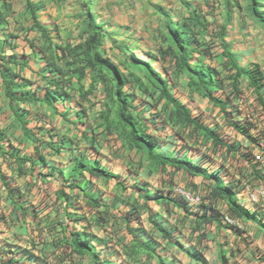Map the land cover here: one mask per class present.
Wrapping results in <instances>:
<instances>
[{
	"label": "rangeland",
	"instance_id": "1",
	"mask_svg": "<svg viewBox=\"0 0 264 264\" xmlns=\"http://www.w3.org/2000/svg\"><path fill=\"white\" fill-rule=\"evenodd\" d=\"M90 0H85V2H88ZM97 1L100 0H92L93 6L98 5ZM185 2L192 1L194 2L198 9L199 14L204 17L205 23L210 25V28L212 29L210 33L206 32L205 30H198L197 24H194V37L198 42H200L199 47L201 44H205L206 42L210 43L209 50L211 52V56H200L197 50L191 51V46L188 45L186 47V51H183L182 53L178 54L176 57L170 58L169 55H166L165 59L160 60H154L150 59L146 56H141L145 61L148 62V64L151 66V70H159L161 74L165 77L167 80V83L170 87H174L175 92L182 96H186L187 90H189L188 83L189 81V75L187 72V68L184 65V61L189 57L190 52L194 55H197L201 57V60H191L189 63L192 65V67H201L203 66V62L210 64L215 69H219L220 72H222V66L221 62L223 61V48L221 46V40L219 37L223 34V29L225 32V37L229 39V42L232 43V46H235L237 55L238 52L245 53L242 54V59L246 60L248 62L249 60H253L255 57H261L262 51H264V25L261 24L258 21V18L256 16H252L248 13L246 7H247V0H231V7H230V14H231V21L228 23L226 18V1L227 0H212V3L206 4L205 0H184ZM183 0H170L164 3L165 7H169V9L172 10V13L175 17H183L188 16V8L187 5L184 4ZM44 6H42V9L39 10V17L42 23H44L46 30L58 41L59 45L67 46L68 44H73L76 41L80 39V27L83 25V9H82V0H43ZM256 4L259 6V13L264 15V0H257ZM239 5V6H238ZM142 11L144 13H140V17L146 18V22H140V27L146 26V28H143L145 32L148 33V40L150 41L149 46H144L145 49H148L147 52L152 53L153 56H156L157 53L156 47L162 46L165 47V44H162L160 37L157 36V28L162 25V15L157 10H154L152 12L148 11V8H143ZM136 14L133 13L129 15L132 17L131 20H129V23H127V27L133 29V32L138 28V25L135 23L136 20ZM0 17H4L5 21V30L10 35L7 37V40L4 44V52L1 51L2 49V40H4V35L0 32V65L3 67L4 64L7 62L6 58L9 56L10 53H13L15 57H13L16 62H7L10 66L16 67L18 64L16 59V55L20 59L23 55V57H30V55L33 54L34 57H42L47 53L49 55L51 53L50 50L46 48V45L48 44V40L44 39L42 36V32L39 30V33L34 31V27L32 26V21L30 19L29 13L25 9V0H0ZM132 23V25H130ZM135 35H139L137 33H134ZM111 35H116V38L111 39ZM121 34H113L111 32H108L106 35V38L103 42V47L105 49V52L107 56L115 63L116 67L119 69V72L128 78L131 79L129 72H135L134 74L140 78V80L144 81L148 91L143 92L139 88H134L133 94H130V97L132 99H137L144 103L143 106V113L150 115V112L153 111L157 114L162 113L161 111V105L165 102L164 99H161L160 101L156 100L158 96V91H156L154 94L150 95V91L152 90L154 86V79L155 76H153L151 73L147 71L146 68L139 67L137 62H134V52L137 49V44L133 41H129L128 36H132V32L130 34L125 35L126 40H122L119 37ZM142 36H145L142 34ZM123 43H127L132 47V50L129 51V53H125V50L122 49ZM28 44L30 45V49L28 47ZM32 46L34 47L35 51H33ZM203 47V46H202ZM45 51V52H42ZM32 56V57H33ZM3 57V58H2ZM45 57V56H44ZM61 58V55H54L53 59L59 63L58 59ZM30 59V58H29ZM46 60V58H44ZM261 65L264 67V60H259ZM223 76V72H222ZM107 80L105 83H102L100 81L93 82L91 85V82L89 80V76L87 75L82 80L83 85V92L81 97L80 104L84 106L85 113L87 117V121L90 125V130L92 134H97L96 139H98L97 144L100 147L101 152L98 155L97 158L104 159L106 161L112 162L114 165H117L116 172L121 167L122 169L127 172V174L130 176L132 174L130 182L133 183V177L139 178L141 181L147 183L150 186L157 185V178L153 174L148 173V169L146 168V163L142 162L143 158H140L137 154L134 155V160L129 161V156L133 157L134 152H129L130 150L122 149L120 145V141L116 136V130L114 128V122L116 121L117 113L115 112V101L111 102L109 101L108 94L112 97L115 89L117 87V81L115 77L112 75H107ZM74 80V79H73ZM75 81V80H74ZM245 83L243 81L240 84L239 90H241L242 85ZM209 84V83H207ZM191 85H193L195 88L198 86V80L195 78L194 82H191ZM217 85H221L224 89L225 94L229 96L227 101H231L235 99L234 92L232 91L230 77L225 76L223 77V81ZM247 86V85H246ZM45 87V82L41 83V88ZM200 87L196 88L199 89ZM248 88V86H247ZM125 89V86L123 87ZM71 94L73 96H76L78 94L77 90H71ZM5 90L3 89V85L1 84V78H0V103L4 104L3 108L5 112V119H7V113L8 111H12L11 108L7 110V104L10 103V100L12 98L5 96ZM246 95L249 96V93L246 92ZM188 97V96H187ZM10 99V100H8ZM188 99L194 103L195 105H198L200 109H204L202 112L204 115H202L203 120H210L209 117L212 116V120L216 121V123L222 127L223 131L225 130H231L229 125L223 120V115L216 113L213 109H209L208 106L206 107V104L204 103L205 99L200 94L192 93L189 95ZM7 100L9 102H7ZM14 100V99H13ZM250 98L247 99L245 97V107L244 110L247 114L250 115V118L252 120L257 119V125L261 128L263 135H264V114L261 106L258 103H255L252 106V109L249 107ZM15 101V100H14ZM57 105V108L61 109V112H57L58 114H47L45 119L49 122L51 127V120L55 119L57 115L62 118L61 121H56L55 124H59L61 128L67 127V131H72V125L71 121L67 122L64 109L58 102H55ZM111 105L109 109L108 106ZM229 105H232V101L229 103ZM229 106V107H230ZM42 108L41 112L42 114H45L46 112H43V109L46 107L40 106ZM53 107L49 106L46 109L48 111H52ZM74 111V110H73ZM72 111V113H73ZM107 111L109 114V118H103V113ZM227 111H230L229 109ZM240 111V110H238ZM61 113V115H60ZM252 113V115H251ZM243 114V113H241ZM51 115V116H50ZM163 115V114H161ZM255 115V116H254ZM8 120V119H7ZM209 122V121H207ZM252 124H255V122H250ZM99 124V125H98ZM6 125V124H5ZM98 126H104L109 127L110 129L107 130L106 133H103L102 135L99 134ZM175 129L178 131V136L182 137L183 142H178L179 145L183 148L184 146L191 147L193 149V142H196V138L194 134H190V132L186 131L184 127H180L178 125L175 126ZM197 129H201L197 127ZM99 134V135H98ZM193 140V142H192ZM263 145H264V137H263ZM204 141V138H203ZM9 147H13L14 151L18 153V147L19 142L16 141V138L11 137L8 141ZM16 145V146H13ZM206 144V142H205ZM200 146L203 145V143L199 144ZM199 147V146H198ZM201 149V147H199ZM201 151L205 154V156L209 155L211 158L214 159L217 163H223V157L220 155V153H212L209 148H203ZM4 154L6 155L7 152L4 151ZM46 158L54 157L50 155H46ZM11 164L10 160H8ZM224 163L227 165V168L230 169V165L224 161ZM3 164H6L3 162ZM8 173V171H5ZM41 178L40 180H34L30 178L31 184H26V181L29 179V174L27 173L25 176L27 177H16V174L13 170V173H8V175H11V178H14L15 184L12 186H15L20 189V193L27 197L30 201H34L35 205L38 206V208L42 209L44 208L46 203H50L52 201V197L50 196L52 193V189L50 188L49 184L52 187V178L49 175L50 172L46 170L45 172H41ZM44 174H48L47 176ZM179 173L176 175L178 176ZM175 176V177H176ZM199 178V177H198ZM176 180V181H174ZM164 178L163 181H161L162 184L165 185V187H168L170 182H173V184H182L187 185L188 187L193 188L195 185L198 184L201 186V181L192 182L188 178L184 177H177L174 178ZM91 181L93 182V185H95V193L97 195V199L99 201L98 205L102 209L110 203L111 199H114V196L117 197H124L129 202H131L132 197L134 194H128L130 191V188L128 187L127 190H125L126 195H122L121 192L124 191V187H121L120 185H115L114 180H110L106 182H102L100 180H97L96 178H91ZM174 185V186H175ZM163 186V185H162ZM42 188V191H41ZM22 189V191H21ZM167 189V188H165ZM194 189V188H193ZM117 192V193H116ZM34 196V199H33ZM112 196V197H111ZM206 199V198H205ZM139 203H142V199H139ZM29 203V202H28ZM80 203V202H79ZM208 203V202H207ZM33 204V203H31ZM58 205V203H56ZM137 205V203H136ZM9 207L3 206L4 210V216L5 221L12 225L13 220L15 219L14 215L11 213L12 207L8 204ZM82 211L85 213L86 216H89V213L87 212L88 209L85 207V204L82 206ZM158 209V208H156ZM3 210L0 211V214H3ZM140 211H145V209H140ZM141 219L145 217V213L140 214ZM245 219L241 220V227L238 229V232L240 234V239H236L231 237L227 238V236L223 235V241L225 244H229V247L232 249L231 253L228 254V259L230 261L236 263V261L242 262L244 260V249H252V255L253 257H257V259L264 258V253L261 252L258 248V244L260 242L264 241V236L260 239H255L253 233H251V227H253V223H251L249 220L254 221L253 218L244 217ZM249 219V220H248ZM65 220V219H64ZM203 220V219H202ZM18 221V220H17ZM214 222L211 223L209 221L206 223L205 227H211L212 224L218 225L219 227H225L222 225L219 221H217L215 218L212 220ZM143 224L146 226L147 222L145 219L142 220ZM200 225L202 224L203 221ZM207 222V221H206ZM62 220L60 217H57L55 213H53V216L49 219L48 223H45V231L46 235L43 234L42 237L45 239V241H49V249L50 251H46L44 254H41V256L38 253V250H35L30 246L29 249H26L24 246H21V250L26 252L27 256L31 257H39L42 262L37 264H84L88 260V255L85 256H79L78 254H75L73 260L70 259H64L62 256V251L60 252V249L55 245L54 238L58 236L57 233L60 231L57 228H61ZM41 225L42 223H37ZM91 226V225H90ZM217 226V227H218ZM92 230V228H91ZM142 230V228L140 229ZM107 232H103L102 234L116 237L117 233H113L115 231L113 227H108ZM250 233H249V232ZM37 235V230H35ZM203 233V236L200 235L201 238L207 237V235ZM218 234V233H217ZM214 235V234H213ZM212 235V236H213ZM10 236L12 237V233H7L6 237ZM238 236V235H237ZM106 237V236H103ZM24 238L26 240V236L24 235ZM256 240V242H255ZM52 241V242H51ZM109 241V240H108ZM22 245H26L22 241H19ZM255 242V243H254ZM57 244V243H56ZM59 246L62 245V243L58 244ZM226 245V246H227ZM117 246L114 247L116 249ZM248 249V250H249ZM9 249H4L5 252H7ZM113 255L117 251L113 250L111 251ZM144 255V254H143ZM145 256V255H144ZM153 261H156L154 258H152ZM144 261V260H142ZM10 263V262H9ZM85 264H89L88 262ZM156 264V262H155Z\"/></svg>",
	"mask_w": 264,
	"mask_h": 264
},
{
	"label": "clouds",
	"instance_id": "2",
	"mask_svg": "<svg viewBox=\"0 0 264 264\" xmlns=\"http://www.w3.org/2000/svg\"><path fill=\"white\" fill-rule=\"evenodd\" d=\"M28 2L32 3L30 0L26 1L25 9L30 15V19L33 23L32 26L34 27L35 33L36 32L39 33V30H40L42 32L43 38L48 40V44L46 45V48L48 50H50L53 53V55H61V58L58 59L59 63H57L56 61H55V63L63 69V72L65 74L68 75L69 73L67 72V69L65 68V65L63 62L64 58L68 57V52L66 51V47L68 45L73 46L76 42L78 43V42L82 41V37L80 36V39L73 44H68L67 46L59 45L56 38H54L46 30L45 25L41 24V22L39 21L38 15L36 12L37 7L35 8L33 3H32V5H33L32 7L34 8V11H35L36 20H34L32 18V11H31L32 8L28 5ZM205 2H206V4H210V3H212V0H205ZM91 4H92V0H90L88 2H85V0H82L83 25L80 27V30H79L80 35H81L82 27L85 26V13L88 12L91 14L92 19L99 26L100 31L102 33L103 37H102L101 47L104 50L105 57L116 67L115 63L107 56L105 49L103 47V42H104V39L106 38V35L108 32L104 27H102L94 19L93 10H92V8H90ZM184 4L187 5V8H188L187 15L190 12H194V13L199 14V9L194 2H192V1L185 2L184 1ZM155 10H157L163 16V12H165L166 10H171V9H169V7H165L163 5V6L156 8ZM0 18H2V20H3V23L0 25V32L4 35V40H2V51L4 52L5 51L4 50L5 41L7 40V37H9L10 35L6 32V30L4 28V26L6 24L4 21L5 20L4 17H0ZM177 18H179V17H177ZM225 20L228 23L231 21V14H227V10H226ZM260 23L263 24L262 22H260ZM206 25H207V29L209 31V32H207V31L206 32L210 33L212 29L210 28V25L208 23ZM197 28H198V30H205L204 28L203 29L199 28L198 25H197ZM158 31H159V27L157 28L156 38L158 36ZM50 38H53V40H51ZM110 38L113 39V38H116V36L112 37V35H111ZM191 38L194 41L193 45H198L197 40L194 37V33L192 34ZM219 38H220V40L223 39V42L226 43L227 47L231 51V54H232L233 59L235 60V63L238 65V67L240 69L247 70V71H249V73L252 74L255 70V65H257L258 70H260L263 73L262 74L263 77L261 79H258L257 83H252L250 78H249V75L243 73L240 76H235V77H237V82L234 85L233 80H234V75L236 74V68L233 67V68L227 69V67L224 66L225 63L227 64L229 62V59L226 55L227 52H226L224 46L222 45L221 41H220L221 46L223 48V51H222L223 52V61L221 62V66H222L221 71L223 72V76H222V72H220L219 69H215L213 66H211L210 64H207L205 62H203L204 65L201 67H192V65L189 63V61L201 60V57H199L197 55L192 54L194 56V58H189L188 60H185V62H186V65L188 64L190 67H192L194 69H202V68H206V67L213 69V71H215V73H216V76L214 75V78H215V82L217 84H218V78L220 79L219 83H221L223 81L224 74H225V76L230 77L232 91L234 92L233 94L236 96L235 99L231 100L232 101L231 106L229 105V103L231 101H227L229 96L227 94H225L224 89L222 88L221 85H217V88H212V87L210 88L211 93H212V97L214 98V100H212L208 94H205L203 92L204 88L206 86H209V84L206 83L204 85H199V82H198V86H196V88L200 87L199 89H196L193 85H191V82H194L195 78H193L191 76V73L189 72L188 67L185 64L184 65L187 68L186 70L188 72L189 81H190V83H188L189 90H187L186 96L180 97V95L177 94V92H175V90H174L175 88L170 87L168 85L167 80L161 74V72L159 70H154V69L151 70L150 69L151 66L148 64L147 61H145L141 57L142 55L138 56L139 54L137 53V49L133 55L135 58L134 62H137L139 67L146 68L149 73H151L153 76H155L154 86H153V88L149 94L152 95L156 91H158V96H157L156 100H158V101H160L161 99L165 100V102L161 105L162 113L157 114V113L151 111L150 115L144 114L143 110H142L144 103H142L141 101H139L137 99H132L130 97V94H133V90L136 87L139 88L143 92L148 91V88H147L144 81L141 80L144 83L143 86H137V85L133 84L130 87H127L125 85V89L122 88V91H124L123 94L126 95L131 102V104L129 106L131 113L132 114L138 113L140 115V117L143 119V121L145 122V124L147 125L149 132H151L157 139V143L155 144V148H154V153H156L159 156H164V155L171 156L177 160L187 159V160L191 161L192 165H194L198 169L204 170L205 174H203V173L192 174L191 172L187 171L183 167H174L169 163H166L164 165V167L166 168V171L154 170V168L150 166L146 154L143 152L137 151L135 148H132V149L126 148L123 145V141H122L121 137L119 136L117 129L115 128V124H114V128L116 130V136L120 141V145H121L122 149L130 150L129 152H131V151L134 152L133 157L129 156V158H130L129 161L134 160L135 159L134 155L137 154L140 158H143L142 162L146 163V168L148 169V173L156 176V178H157L156 180L158 183L157 185H159V183H160V185L162 187V188H160L161 192L159 193L163 196L162 200H165L164 198H167L168 196L175 197V199H176L175 205L176 206H182L185 209L193 210L195 215H197V218L201 219V221H203L202 224L204 222H206L204 220L206 217H208L209 220H213L215 218L217 221H219L225 227H227L231 230H234V231H238V229L241 227V220L245 219L244 218L245 216H237L236 214L232 213L229 209V205H228V202L226 199H224L223 197L214 196L211 193L214 186H216L218 183H221L223 186L230 188L232 194L234 195L236 203L242 209L247 211L252 216L250 218H253L255 223H257V224L260 223L261 228H264V213H263V211L257 210L253 206V204L249 203L247 196L245 194H242V187L243 186L241 185V180L243 179L244 176H246L248 174L247 173L248 169L255 170V166L257 165V162H255V160H254L255 156L257 154L264 155V145H263V141H262V139L264 137L263 132H262L261 128L257 125V121H256L257 119L252 120L250 118V115L247 114L244 110V107L246 105L245 97L247 99V102H248V99L250 98L249 102H252V103H249V107L251 109L255 103H258L261 106V108L264 109V67L261 65V63L259 61L249 60L248 62L244 63L242 57H239L240 52H238V55H237L235 46H232V43L229 42V39L227 37H225L224 29H223V34ZM54 42H56L59 46H61V48H63L64 56H62L60 50L56 47ZM202 46L203 47L205 46L208 48V53L197 50L198 53L200 54V56L210 57L211 52H210L209 47H208V46H210V43L206 42V45L201 44L199 48H201ZM28 47L30 49L29 44H28ZM121 47L123 50H125V53H129V51L132 50V47H130V45H128L127 43H123V45ZM156 48H157L156 49L157 53H159V49H164L165 47L163 48V45H162V46H158ZM32 49H33V51H35L33 46H32ZM30 51H31V49H30ZM42 52H45V51H42ZM0 53H2V52H0ZM242 54L245 55V53H242ZM32 56H33V54L30 55L29 58H31ZM44 56H42V57L46 58V60H45L46 69L50 73V78L47 80V82L45 83V87L43 88L44 92H46L47 89H50L53 87L51 82L53 80L54 73L51 71L49 65H47V56H48L47 53H45ZM143 56L149 57L150 59H154L155 61L156 60L161 61L162 59L166 58V57H161L160 54L153 56L152 53H150V52H146V54ZM13 57H15V55L13 53H10L9 56L6 58V61L7 62H16V60H14ZM16 59L19 60L16 63V64H18L16 67L10 66L7 62L4 64L3 67L1 65H0V67L4 69L5 66L8 65L12 69V71L17 74V70L19 71L20 68L24 67L26 64V61L20 60L17 55H16ZM118 71H119V69H118ZM90 73H91V70L86 69V75L80 81L77 80L76 75H72L70 79H71V82L74 83V86H73L74 88H72L70 90H69V82L66 81L64 84V89L67 91L69 99L62 102V105H63L62 107L64 108V111H65V113L63 115H65L67 122H69V121L72 122L71 123L72 131L69 132L71 140H68V141L73 142L74 138L79 140L77 137L78 135H75L76 131H78L81 134L80 139L86 140L87 143L89 144V147L90 148L93 147V149H95L94 151L96 152L94 160L87 159L88 157L86 156V154L83 153L82 159H79L77 161V162H79L77 167H73L72 170H74V168H75V176H77V177L82 176V177H84V179H85V177H87V179L96 178L97 180H100V181L106 182V183H107V181L114 180L116 188H117V185H120L121 187L125 188L124 191L121 192L122 195H126L125 190H127V188L129 187L131 189L130 193L134 194L132 199H129V200H131V202H130L131 207L129 208V210L131 211L135 207H136V209H137V207H139V213H138V216H139L140 215V209L142 208V209L146 210V208H143L142 206H140L144 203V199L139 197L138 195L139 194L143 195V193L145 192L144 188H146L149 192H152V193H155V191H158V189L153 191L151 188L148 187L149 185L147 183L141 181L139 178L133 177V183L130 182L132 174H130V176H129L127 174V172L124 170V168H123L122 172H119V171L113 172L106 160L97 158L101 152V149H100V147H98L99 145L97 144V142H98V139H96L97 134H94V135L92 134V132L90 130L89 122L87 121L85 108L83 105L80 104L81 97L83 96L82 95V92H83L82 80L88 75L89 80L91 82V85L93 83V81H91V78H90ZM131 73H135V72H133V71L129 72L130 76L132 75ZM107 75L110 76L112 74L110 72H108ZM0 78H1V83H2L3 87H5V85L3 84L1 73H0ZM157 78H161L162 81L165 83V86L168 90V94H169L168 96L169 97L166 95H160L159 89L156 88V79ZM106 80H105V82H106ZM14 81L19 83L21 85V87H23L25 89L23 84L18 82L17 80H15V78H14ZM98 81H100V80H98ZM243 81H245V83L242 85L241 90H239L240 84ZM100 82H102V81H100ZM105 82H102V83H105ZM79 85H82V89L79 88ZM246 85L248 86V88ZM26 90L30 91L29 89H26ZM71 90H77L78 94L76 96H73L71 94ZM246 92L249 93V96L246 95ZM192 93L200 94L201 96H203V98L205 99L204 103L206 104V101H208V104H206V107L208 106V108L210 110L213 109L216 113L219 111L218 113L223 115V120L230 126L229 128L231 130L235 129L237 131L245 133L246 138L248 139L247 141H248V143H250L249 146L250 147L254 146L256 151H254V152L245 151L242 153L238 149H234L232 147L231 142L229 141V139L224 134L225 129L223 131L222 127H220L216 123V121L212 120V116L209 117L210 120H208V119L203 120L202 115H204V114L202 111L204 109H200L198 107V105H195L194 103H192L188 99L189 95ZM30 94H32L36 100H34V101H23V102H32V103H38V104H40V106H41V104H42V106L44 104L47 107H49V106L53 107L54 106V105H52L53 101L54 102H57V101L61 102V100H62V99H53V98L48 99L46 96V93L43 96L36 95V94L34 95L33 92L32 93L30 92ZM107 96L109 98V101L111 102V105H112V101H115V103H116V105H115L116 111L115 112L117 113V106H118L117 100H112V97L109 94ZM16 97H19V95L12 97V99L16 100ZM113 97H114V94H113ZM174 100H176L179 104H181L182 108L188 110L192 117L197 118V120L199 121V123L201 125H204L209 130H211L215 134V137L217 139H214L213 136H209L207 133L204 132L203 129H197L198 126L194 127L193 124L183 125L179 122L171 123L170 119H169V111H171V109L175 108ZM18 101H21V100H18ZM76 105H79L81 107V109L84 111L83 119H81L78 124H76L78 116L73 111V110H75ZM111 105H109L107 109L112 107ZM193 106H195V107H193ZM55 108H57V106ZM228 109L230 111H227ZM238 110H240V111H238ZM72 111H73V113H72ZM15 112L21 118L22 115L18 112V110L15 109ZM241 113H243V114H241ZM161 114H163V115H161ZM262 114H264V112ZM60 115H61V113H60ZM103 115H104L103 116L104 119L107 117L109 118V114L107 111H105L103 113ZM251 115H252V113H251ZM117 118H118V115L116 117V120H117ZM239 118H241V120H239ZM207 121H209V122H207ZM24 122L25 121H23V123ZM83 122L86 123V126L82 124ZM239 122L242 123L241 126H240ZM250 122H255V124H252ZM176 125H178L179 128L184 127V129H186V131L190 132L191 135L192 134L195 135L196 142H193V140H192L193 149L191 147H187V146H184L182 148L181 145H179L178 142H181V141L183 142V139L181 140L180 138H182V137L178 136L179 135L178 131H177V129H175ZM108 129H110V128L109 127L105 128L104 126H101V127L98 126L97 131H99V134L102 135L103 133H106ZM66 130H67V127H66ZM88 131H89V135H91V137L93 138L91 143H89L88 140L86 138H84L85 133ZM203 138H204V141H203ZM205 142H206V144H205ZM6 143H8V142H6ZM166 143H168L166 145V147H169V148H170V144H172L173 150H171V151L166 150L165 153H162V154L158 153L157 148L160 146H163ZM200 143H203V145L200 146L199 145ZM198 146L201 147V149H202V147L203 148L204 147L209 148V150L212 153H216V152L220 153V155L223 157V163L215 162L214 159L211 158L209 155L205 156V154L201 151V149ZM55 150H56V152L54 153V155L59 154L58 153L60 151L59 148H56ZM223 151H224L225 156H223ZM6 152H7V154L4 156L9 158V160L11 158L16 164V167L15 168L13 167V169H12V170H14L16 177H18V178L27 177L25 175L27 173L29 174V172H27L25 174V173L19 171V168L17 166V159L15 158V156L26 157L27 161L25 162V168L28 170L31 168L35 170L33 175L29 174L30 176H29V179L26 181V184H31L32 181H30V178H32L33 181L34 180H36V181L40 180L41 174H42L41 172H45L46 170H48L50 172V174H49L50 176H52L56 173H59L58 169H56L57 172H54L55 169L53 170V168H51V169L47 168L48 167V166H46V163L48 162L47 159L49 160V159H51V157L46 158L47 156L44 153H37V155H38L37 158L39 160V161H37L36 159H34L32 157H27L25 155H21L19 153H16L14 151V149L6 151ZM12 152H14V153H12ZM230 152H231V156L229 155ZM48 155H50V154H48ZM224 161H226L230 165L231 170H229L227 168V165L224 163ZM10 162L12 163L11 160H10ZM87 166L92 168V169L93 168L94 169L99 168V169H103L104 171L107 170L113 176L109 177V178L94 176L93 174L89 173ZM78 171H80L79 174H78ZM179 171H183L184 173H186L188 175L187 178L192 182L196 183L197 179H200L199 181H201L200 182L201 186L199 185V182L197 185H195L193 187L194 189L191 187H188L185 184L184 185H182V184H176L175 185V184H173V182H170V183H168L169 186L165 187V185L161 183V181H163V179L167 178V177L172 178L174 180V176L177 175V173H179ZM44 175L47 176L48 174H44ZM9 177H11V175L10 176L7 175V173L5 171H0V179H3L2 180L3 187L5 189H8V190L14 189L16 192V193H14L15 198H16L15 200H18V201L22 200L26 205V206L24 204L23 205H17L16 210H17L18 214L16 215V218L18 217V221L22 220L23 223H25L26 222L25 221V215H28L34 222V229H31V230H33L31 233V235H33V236L30 238V241H29V239H28L29 235L27 234V232H24L23 235L26 236V243L27 244L26 245L23 244L21 246H24L26 249H29L30 246H32L33 249L38 250V253L41 256V254H44L46 251H50L49 241H45V239H43V237H42L43 233L40 230V228L41 227L44 228L45 223H48V218L50 219L53 216V213H52L51 208H50L52 203L51 202L46 203L44 208H42V209L38 208V206H36L35 204L28 203V202H30L29 199L27 197L25 198V196H23V194L20 193V189L15 187V186H12L15 184L14 178H12L9 181V179H8ZM129 182L131 184H129ZM65 186H67V185L60 187V190L56 191L57 194H59L63 191L62 193L64 194V196H62V197L64 199L66 197H68V195L63 190V188ZM139 186H141L143 188L141 189V188H139ZM165 188H167V189H165ZM21 191H22V189H21ZM87 191H88V193H90V195H88V197H89L88 203H90V204H85V207H87V206L93 207L95 210V212H94V214H95L96 210H97L95 208L99 207V205H98L99 201L97 199V195L95 192H90V190H87ZM180 191H185V192L189 193V195L192 198L198 197V200L196 202H195V200H190L186 195L182 194ZM9 192H11V191H9ZM135 192L137 193L136 195H135ZM129 194H128V196H129ZM122 198H124V197H122ZM114 199H116L115 196H114ZM114 199H111V200H114ZM134 199H137V202H136L137 205L133 201ZM139 199H143V202L139 203ZM111 200H110V203H108L102 210H97V211L105 210L109 214V208H111L113 206V204L111 203ZM149 200L153 201L156 204H158V203L163 204L162 202H155L153 199H149ZM172 203L173 202H171V204ZM147 205H148V203H147ZM172 205H174V204H172ZM82 206L83 205H79L76 203V207H75L76 208L75 209L76 210L75 211V214H76L75 218L76 219L73 220V223H75L76 225H78L80 228L83 229V228H86L90 225V220L86 218V215L82 211V208H83ZM150 209H151V207H150ZM87 212H89V210ZM207 212H210V214L207 216H204ZM222 212L228 213L231 217L236 219L238 225L234 227L232 225H229V224H226L225 222H223ZM54 213L57 215L56 212H54ZM70 213L73 214L72 211ZM131 213H133V211H131ZM77 218H78V221H77ZM37 223H42V224L39 225ZM35 230L38 231L37 235H36ZM45 232L46 231L44 229V233ZM0 241H3V243H0L1 245L6 244L5 241L3 240V238H1V237H0ZM14 245H15L14 243H11V246H9V247L3 246V248H0L1 252L4 251L5 248L9 249L7 252L4 251L5 252L4 254L0 252V255L4 256L5 260L6 259L11 260L14 258L15 260L26 263V260L32 259V257L26 255L25 251L21 250L20 244L16 243L17 246L16 245L14 246ZM43 246L45 247V250H44V252H41V248ZM98 250H100V249H98ZM231 250L229 251L230 253H231ZM100 252H102L105 255V257L103 258V264H104V259L109 255V253L111 255H113L111 251H107V250H102V251L100 250ZM229 252H227V255L229 254Z\"/></svg>",
	"mask_w": 264,
	"mask_h": 264
},
{
	"label": "crops",
	"instance_id": "3",
	"mask_svg": "<svg viewBox=\"0 0 264 264\" xmlns=\"http://www.w3.org/2000/svg\"><path fill=\"white\" fill-rule=\"evenodd\" d=\"M26 1L27 0H25V3ZM30 1L34 4L35 8L37 7L36 12L38 15L39 10H41L42 6H44L43 0ZM167 1L169 0H100L97 1L98 5L93 6L91 4L90 8L93 10L96 22L104 27L107 32H111L113 34L120 33L121 35L118 38H121L122 40H126L125 35L132 32V36H128V39L138 45V56H143L147 52V49H145L144 46H149L150 41L148 40V33L143 29L146 28V26L144 25L140 27V22H146V18H141L140 13H144V11H142L143 8H148V11L152 12L156 8L163 6ZM133 13H137L135 23L138 25V28L135 32H133L134 28L131 29L127 27V23H129V20L132 19L129 15ZM38 19L41 24H44L40 20L41 18L39 15ZM130 25H132V23H130ZM134 33L139 35H135ZM142 34L145 36H142ZM114 36L116 35H112V37ZM239 57H242L241 53L239 54ZM261 59L264 60V51H262L261 57H255L252 61H259ZM20 60L26 61V64L24 67L20 68L19 71L17 70L18 76L15 80L22 83L25 89H29L31 93H34V95L43 96L46 92H44V89L41 88V83H46L50 78V73L46 69V62L44 58L40 56H33L29 59V57H23L22 55ZM243 62L245 63L246 60H243ZM3 89H5V87H3ZM20 94L21 93L17 91L13 93V96ZM8 100L7 102H9ZM64 101L65 100H61V102H57L60 106H63L62 102ZM206 104H208V101H206ZM3 105L4 104L0 103V171H8V173H12L13 167H16L15 162L11 158L10 160L12 163L10 164L8 161L9 158L4 156V151L13 149V147H9V143H6L11 137L16 138V141L19 142V145H17L19 154L32 157L37 161H39L37 153H44L45 155L50 154L53 156L56 152L55 149L59 148V154H55L54 157H51L49 160L47 159L48 162L46 163V166H48L47 168H53V170L55 169L54 172H57L56 169L59 171V173L51 176L53 184L52 187L49 184L50 188L53 190L50 195L53 198L50 208L52 213L56 212L57 217H60V219L63 220V224H67V228H58L60 232L57 234L62 238H67V236L71 233V229L76 228L77 230H82V228L73 223V220H70L68 216L70 215L73 219H76V203L79 205L90 204L88 203V195H90V193H88L87 190L95 192L96 187L93 185L91 179H87V177L84 179L82 176H75V168L74 170L72 169L73 167H77L79 163L77 161L82 159L83 153L86 154L88 157H86L87 159L94 160L96 153L94 151L95 149H93V147L90 148L86 140L80 139L81 134L78 131H76L75 135H78L77 137L79 140L74 138L73 142H69L68 140L71 139L66 127L61 128L59 124H55L56 121H61L62 119L58 115L55 119L50 117V127L49 122L42 115L46 116L47 114H58L61 112V109L55 108L57 105L54 101L52 104L54 105L51 109L52 111H48V109L45 108L43 109V112L45 111L46 113L42 114V108L38 103L23 102L18 101L17 99L14 101L11 99L10 103L7 104V110L9 108L12 109V111L9 110L7 113L8 120L5 119L6 111L4 110L5 108H3ZM43 106L45 105L43 104ZM15 109L22 115L21 118L16 114ZM239 120H241V118H239ZM23 121L25 122L23 123ZM239 124L240 126L242 125L241 122H239ZM224 134L229 139L234 149H238L242 153L245 151H256L254 146H249L250 143H248L245 133L232 129L225 130ZM167 144L168 143L158 147L157 152L162 154L165 153L166 150H173L172 144H170V148L166 147ZM13 146L16 145L13 144ZM229 155L231 156V152ZM223 156H225L224 151ZM3 162L6 164H3ZM107 163L112 171L116 172L117 165H114L109 161H107ZM118 171L122 172L123 169L120 167ZM175 176V179L178 176L184 178L188 177V175L183 171H179V175ZM8 179L10 181L12 178L9 177ZM2 180L3 179H0V211L3 210V206L9 207V204L12 207L10 210L11 213L14 215L15 219L18 220V217L16 218V215L18 214L16 207L17 205H25V203L22 200H15V190L5 189L2 185ZM199 180L200 179H197V181ZM129 184L131 183L129 182ZM64 185H67L63 188V190L68 195L65 199L56 193V191L60 190V187ZM148 187L153 191L158 189V191H155L158 193L161 192L160 188H162L160 183L159 185H149ZM130 192L131 189L129 193ZM136 194L137 193L135 192V195ZM127 201V199L122 197L111 200L113 206L109 208V214L106 212V217L101 222L102 226L95 221L94 208L89 206L86 207L89 210V216H86V218L90 220L91 225L87 228L92 234L100 239V241L97 242V248L101 251L116 250L117 252L115 254L118 253L117 255H111L109 253V255L104 259V264H147L144 262V258H142L144 261L141 260L138 262L131 258L128 259L122 248V244L129 245L135 233H147V231L151 229V217L155 220H159L161 226L169 232V235H171L170 239L169 237L162 238L160 232L153 233V239L156 241L155 249L157 251H163V249H165L166 251L164 253L165 264H264V258L257 259V257H253V250L249 248V250H243V252L245 251V254L243 255L244 260H242V262L238 260L236 263L230 261V259L227 258V252L231 250L229 247L230 243L228 245L224 243L223 235L228 238L231 234V237L240 239L241 233L229 228L219 227L217 224H212L211 227H205L206 223L209 221H211V223L214 222L212 220H206L207 222L200 225V220L197 218V215H195L193 210L185 209L182 206L172 204H156L153 201L148 200L147 203L151 209H146L143 212L140 211V214L145 213V217L143 218L147 222V225L145 226L142 222L143 219H141V215L137 218L133 213H131L129 210L131 203ZM31 203L35 204L34 201ZM56 203H58V205ZM95 209L102 210L101 207H96ZM4 210L2 211L3 214H0V237L3 238L6 244H0V248H3V246L9 247L11 246V243H14L15 245L18 243L21 246L22 244L19 241H22L23 243L26 241L23 235L24 232H27L29 235L28 239L30 241V238L33 236L31 235L33 231L31 229H34L33 220L28 215H25V223H23L22 220H13L12 225H9L5 221ZM71 211L73 214L70 213ZM209 214L210 212H207L204 216ZM249 221L253 223L251 233H253L254 238L260 239L262 235L264 236V228H261L260 223L257 224L254 221ZM109 226L113 227L115 230L113 233H117L116 237L102 234L103 232H107L106 230ZM141 228L142 230H140ZM44 229L45 228L43 227L40 228L42 233L46 234V232L44 233ZM10 232L12 233L14 240L10 238V236L6 237L7 233ZM203 233H205L207 237L201 238L200 235L203 236ZM0 243H3V241H0ZM257 244L259 250L264 253V241ZM115 246H117L116 249H114ZM223 253L224 257H226L225 261H223ZM9 262V259L5 260V257L0 255V264H9ZM29 262L30 259L26 260L25 264H29ZM87 262L89 263V261H86L85 263ZM155 262L156 264H159L157 261L153 260L151 261V264H155Z\"/></svg>",
	"mask_w": 264,
	"mask_h": 264
},
{
	"label": "trees",
	"instance_id": "4",
	"mask_svg": "<svg viewBox=\"0 0 264 264\" xmlns=\"http://www.w3.org/2000/svg\"><path fill=\"white\" fill-rule=\"evenodd\" d=\"M256 1L257 0H247L246 9L249 14H251L252 16H256L258 20L264 24V16L263 14L259 13L260 9L259 6L256 4ZM28 5L32 8L31 9L32 18L36 20L35 11L34 8L32 7L33 6L32 3L28 2ZM230 7H231V0H227L226 1L227 14H230ZM166 11L163 12L162 25L160 26L158 31V36L160 37L162 44H165L164 49H159V54L161 55V57H166V55H169L170 58L176 57L178 54L182 53L183 51H186V47L188 45L191 46V51L200 50L208 53L207 47L204 46L199 48L198 45L200 44V42L197 41L198 45H193L194 41L191 38L192 34L195 32L193 27L194 24H197L199 28L202 29L204 28L206 29L207 32H209L203 16L199 15L198 13L190 12L188 16L177 18L172 14L171 10H166ZM2 23L3 20L2 18H0V25ZM80 36L82 37V41L78 43L76 42L73 46L68 45L66 47V51L68 52V57L64 58L63 62L65 68L67 69V72L69 73L68 75L65 74L63 72V69L55 63V60L53 59L54 55L52 52L47 56V65H49L51 71L54 73V77L51 82L53 87L47 89L46 91L47 98L68 100L69 99L68 93L64 89L65 82L66 81L69 82V90L74 88L73 87L74 83H72L70 79L71 76L76 75L77 80L80 81L86 75V69L91 70L90 78L91 81L93 82H95L96 80L105 82V80L108 78L107 73L110 72L117 81V87L114 92V97L112 96V100H117V104H118L117 106L118 118L114 124L119 136L123 141V145L126 148L129 149L135 148L137 151L145 153L150 166L153 167L154 170L166 171L164 165L166 163H169L174 167H183L192 174H196V173L205 174L204 170L198 169L197 167L192 165L191 161L187 159L177 160L171 156H167V155L159 156L156 153H154L155 144L157 143L156 137L151 132H149L147 125L145 124V122L138 113L135 114L131 113L129 108L131 102L128 99V97L123 94L124 91H122V88L125 85L127 87H130L133 84L137 86H143L144 83L134 73H131L132 74L130 76L131 79L127 78L126 76H123L118 71V69L105 57L104 50L101 47V42L103 37L102 33L100 31L99 26L94 22V20L91 17V14L88 12L85 13V26L82 27ZM50 39L53 40V38ZM221 42L227 52L226 55L229 59V62L227 64L225 63L224 66L227 67V69L233 67L236 68V74L234 75V80H233L234 85L237 82V77L235 76H240L243 73L249 75V78L252 83H257L258 79H261L263 77L262 75L263 73L260 70H258L257 65H255V70L252 74L249 73V71L247 70L240 69L238 65L235 63V60L232 57L230 49L227 47L226 43L223 42V39H221ZM54 44L60 50L62 56H64L63 48H61V46H59L56 42H54ZM189 58H194L191 52L186 60H188ZM184 64L186 65L185 61ZM186 66L188 67L191 76L193 78H197L199 85H204L206 83H209V86H206L203 92L205 94H208L211 97V99L214 100L210 88L211 87L217 88V83L215 82V78H214V75L216 76L215 71H213V69L209 67L202 69H194L190 67L188 64ZM0 73L2 76L3 84L5 85V93L8 97L10 98L15 97L13 96V93L19 91L21 94L19 95V97H16V99L21 101L36 100L35 97H33V95L30 94V91L24 89L23 87H21L19 83L14 81V78L17 77V74L13 72L8 65L5 66L4 69L1 68ZM219 80L220 79L218 78V81ZM79 88L82 89V85H79ZM156 88L159 89L160 95H166V96L169 95L165 83L162 81L161 78L156 79ZM174 103H175V108L169 111V119L171 123L179 122L183 125L193 124L194 127L197 126L200 127L209 136H213L214 139H217L215 137V134L211 130H209L206 126L201 125L197 120V118L192 117L188 110L181 107V104H179L176 100H174ZM74 112L78 116L77 117L78 119L76 121V124H78L79 121L83 119L84 111L81 109L79 105H76ZM82 124L86 126L85 122H83ZM84 138H86L89 143H91V141L93 140L91 135H89V131L85 133ZM15 158L17 159V166L20 172H23L25 174L29 172L30 175L34 174L35 171L34 169L31 168L28 170L25 168V162L27 161L26 157L15 156ZM87 169L89 173L93 174L94 176H100L105 178H109L113 176L107 170L104 171L103 169H99V168L92 169L88 166ZM79 173L80 171H78V174ZM139 188L142 189L143 187L139 186ZM144 189L145 192L143 193V195L141 194L138 195L139 197L144 199V203L140 205L143 208L150 209V207L147 205L149 199H153L155 202H162L165 205L171 204V202H173L172 204L174 205L176 204L175 197L168 196L167 198H164L165 200H162L163 196L158 192L152 193L149 192L146 188ZM62 192L59 193L60 196H64ZM211 193L214 196L223 197L224 199H226L230 211L236 214L237 216L252 217L247 211L242 209L236 203L234 195L232 194L229 187L223 186L221 183H218L216 186H214ZM133 201L136 203L137 199H134ZM131 211H133V214L138 218L139 207H137V209L135 207ZM105 214H106L105 210L103 211L96 210L95 221L98 222L101 226H102L101 224L102 220L105 219L106 217ZM68 218L70 220H75L70 215L68 216ZM204 220L205 221L209 220V218L206 217ZM150 223H151V229L147 231V233L144 232H141V234L135 233L133 235L131 243L129 245L122 244V248L128 259L130 258L134 259L136 260V262L141 261L142 258H144L145 263L151 264L152 258H154L159 264H165L164 253L166 251L165 249H163V251H157L155 249L156 241L153 239V233L160 232L162 238L169 237L170 239H171V235H169V232L166 229H164V227L161 226L159 220H155L151 217ZM61 226H62L61 228L63 229L67 228V224L61 223ZM53 238L55 239L54 240L55 245L58 247V249H60V252L62 251L61 252L62 256L63 257L65 256L64 259L73 260L75 254H78L79 256L88 255L87 257L89 259V264H103V258L105 257V255L102 252H100V250H98L97 248L98 246L97 242L100 241V239L97 238V236H95L94 234H92L87 227L83 228L82 230H77L76 228L71 229V233L69 236H67V238L65 237L62 238L60 235L59 236L55 235V237ZM59 243H62V245L59 246L58 245ZM44 250L45 247L43 246L41 248V252H44ZM1 253L4 254L5 252L2 251ZM225 259L226 257H224L223 254V261H225ZM37 262L40 263L42 262V260L39 257H32L29 264H37ZM10 264H25V263L15 260L13 258L10 260Z\"/></svg>",
	"mask_w": 264,
	"mask_h": 264
},
{
	"label": "built area",
	"instance_id": "5",
	"mask_svg": "<svg viewBox=\"0 0 264 264\" xmlns=\"http://www.w3.org/2000/svg\"><path fill=\"white\" fill-rule=\"evenodd\" d=\"M255 170L248 169L247 175L241 180L242 194H245L249 200V203L264 213V155L257 154L255 156ZM182 194L186 195L190 200H198V197L192 198L189 193L185 191H180ZM223 222L226 224L237 226L238 223L236 219L231 217L228 213L222 212Z\"/></svg>",
	"mask_w": 264,
	"mask_h": 264
}]
</instances>
